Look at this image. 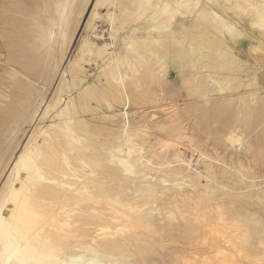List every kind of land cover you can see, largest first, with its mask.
Wrapping results in <instances>:
<instances>
[{"label":"rangeland","instance_id":"obj_1","mask_svg":"<svg viewBox=\"0 0 264 264\" xmlns=\"http://www.w3.org/2000/svg\"><path fill=\"white\" fill-rule=\"evenodd\" d=\"M0 264H264V0H0Z\"/></svg>","mask_w":264,"mask_h":264},{"label":"bare ground","instance_id":"obj_2","mask_svg":"<svg viewBox=\"0 0 264 264\" xmlns=\"http://www.w3.org/2000/svg\"><path fill=\"white\" fill-rule=\"evenodd\" d=\"M208 41V40H207ZM207 41H205V43H207ZM212 42H213V40H212ZM218 42H220V41H218L217 40V44H218ZM209 44H211L210 43V41L208 42V44H206V47L209 45ZM190 45H191V47H190V51H198L200 54H202V55H204V54H206V52H205V48L203 47V43H202V45H201V43H200V45H199V43H190ZM216 45V44H215ZM213 46V45H212ZM204 48V49H203ZM208 48V47H207ZM219 89H220V85H219ZM223 90L222 89H220V91L219 92H222ZM170 150V147L169 146H167V148L165 149V152H163V154L162 155H164V158L165 157H167L166 156V153L168 152ZM167 151V152H166Z\"/></svg>","mask_w":264,"mask_h":264}]
</instances>
